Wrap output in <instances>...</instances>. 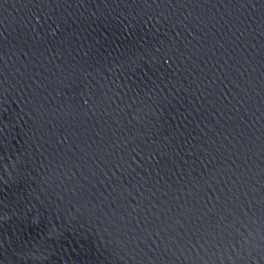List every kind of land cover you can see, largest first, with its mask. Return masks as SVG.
<instances>
[{
  "label": "water",
  "instance_id": "95a60500",
  "mask_svg": "<svg viewBox=\"0 0 264 264\" xmlns=\"http://www.w3.org/2000/svg\"><path fill=\"white\" fill-rule=\"evenodd\" d=\"M0 264H264V0H0Z\"/></svg>",
  "mask_w": 264,
  "mask_h": 264
}]
</instances>
